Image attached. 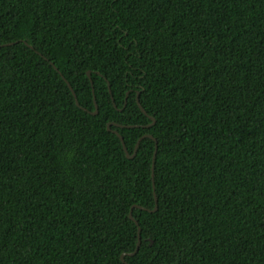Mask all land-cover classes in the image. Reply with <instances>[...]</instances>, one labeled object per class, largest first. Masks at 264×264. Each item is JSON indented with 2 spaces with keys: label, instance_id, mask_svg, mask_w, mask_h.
Segmentation results:
<instances>
[{
  "label": "trees",
  "instance_id": "trees-1",
  "mask_svg": "<svg viewBox=\"0 0 264 264\" xmlns=\"http://www.w3.org/2000/svg\"><path fill=\"white\" fill-rule=\"evenodd\" d=\"M0 264H264V0H0Z\"/></svg>",
  "mask_w": 264,
  "mask_h": 264
},
{
  "label": "water",
  "instance_id": "water-1",
  "mask_svg": "<svg viewBox=\"0 0 264 264\" xmlns=\"http://www.w3.org/2000/svg\"><path fill=\"white\" fill-rule=\"evenodd\" d=\"M11 44H12V43L7 44V45H11ZM90 75H91V72H90V71H87V77L89 78V81H90V83H91L92 93H93V85H92V80H91ZM64 81L66 82V84H67V86L69 87V89H70L72 95L74 96V99H75V103H76V105L79 106V104H78V102H77V99H76V95H75V93H74L72 87L70 86V84H69L65 79H64ZM108 89H109V92H110V86H109V84H108ZM93 100H94L95 111L92 112V114H96L98 108H97V105H96V102H95V98H93ZM112 101H113V99H112ZM137 104H138V107L140 108V110H141V111H142L147 117H149L150 120L152 121L151 124H149V125L146 126V127H150L151 125L154 124V121H155L154 118H152V117H150V116H148V115L146 114V112H145L144 109L141 107V105H140V103H139V101H138V97H137ZM112 124H113V123H112ZM109 125H110V124H108V126H109ZM113 125L118 126V127H134V126H132V125H131V126H119V125H117V124H113ZM108 126H107V128H108ZM108 130H109V128H108ZM114 133H115V134L117 135V137L120 139V141H121V143H122V146H123V149H124V153L126 154V157H127V158H132V157L134 156V154H135V152H136V149H137V147H138V145H139V142H140V140H141L142 138H144V137H148V138L154 140V138H153L151 135H149V134L144 135L141 139H139V140L137 141V143H136V145H135V148H134V153H133V155H129V154H128V151H127V148H126V146L124 145V142H123V138H122V136H121L117 131H114ZM154 141H155V140H154ZM155 143H156V142H155ZM156 152H157V145H155L154 153H153V157H152V170H153V166H154V160H155ZM133 207H139V206H133ZM139 208H141V207H139ZM141 209H144V208H141ZM156 209H157V201L155 202V206H154V208H153L152 210H150V211H151V212H154V211H156ZM131 210H132V208L130 209V212H129V218H130L132 221H134L135 224H137V222H136V221L133 219V217H132ZM137 235H138V240H137L136 248H135V250H134L132 253H130V254H128V255H134V254L137 252L138 247H139V245H140V229H139V227H138V229H137ZM124 256H125V254H122L121 257H120V259H121V261H122L123 263H126L125 260H124Z\"/></svg>",
  "mask_w": 264,
  "mask_h": 264
},
{
  "label": "bare ground",
  "instance_id": "bare-ground-1",
  "mask_svg": "<svg viewBox=\"0 0 264 264\" xmlns=\"http://www.w3.org/2000/svg\"><path fill=\"white\" fill-rule=\"evenodd\" d=\"M109 93H111V92H109ZM138 225V224H137Z\"/></svg>",
  "mask_w": 264,
  "mask_h": 264
}]
</instances>
